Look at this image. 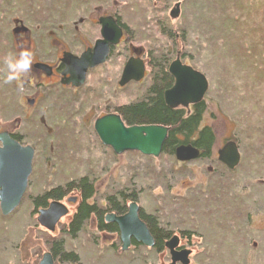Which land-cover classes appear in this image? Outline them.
Segmentation results:
<instances>
[{"label": "rangeland", "instance_id": "1", "mask_svg": "<svg viewBox=\"0 0 264 264\" xmlns=\"http://www.w3.org/2000/svg\"><path fill=\"white\" fill-rule=\"evenodd\" d=\"M104 14L119 15L133 40L89 76L103 80L91 82L96 93L88 99L79 94L75 104H42L30 120L29 106L16 90L20 80L5 83L4 60L18 53V32L24 34L26 27L50 60L66 48L71 53L85 48L77 39L92 41L91 21ZM163 23L171 35V29L181 34L175 52L161 30ZM139 54L152 61L147 70L153 75L159 74L161 62L168 71L178 54L208 80L201 124L212 127L216 138L206 159L196 146L200 155L185 163L166 152L158 157L137 151L117 155L97 140L94 121L87 119L90 112L100 113L97 104L104 99L112 106L136 101L151 84L148 78L146 84L119 87L125 60ZM102 86L109 94L100 91ZM86 101L93 103L91 108ZM41 107L47 110L40 112ZM68 114L75 119L66 121L64 130L72 135L62 136L58 124ZM0 129H17L22 143L34 147L23 199L8 214L0 210V264H39L50 243L59 239L64 240L63 252H74L78 264H171L165 243L174 236L176 250L191 251L188 264H264V0H0ZM230 140L241 155L231 170L217 156ZM81 176L90 177L97 188L102 184L99 190L107 188V193L133 194L145 220L152 218L165 231L164 247L137 243L123 251L120 238L100 231L93 219L80 232L68 234L75 206H68L69 215L54 232L41 226L36 219L40 203L33 204V197ZM97 200L101 204L103 198ZM55 262L73 263L63 255Z\"/></svg>", "mask_w": 264, "mask_h": 264}, {"label": "water", "instance_id": "2", "mask_svg": "<svg viewBox=\"0 0 264 264\" xmlns=\"http://www.w3.org/2000/svg\"><path fill=\"white\" fill-rule=\"evenodd\" d=\"M100 35L91 49L83 51L80 56L67 53L64 62L67 71L72 75L70 80L77 79V83L85 79L88 68L105 63L110 51L109 46L115 45L122 35V30L111 16L100 19ZM168 71L174 77V85L164 91L165 103L171 107L188 106L201 103L208 81L197 69L187 64H182L176 57L170 64ZM118 84L124 86L129 81H139L144 76V62L141 58L130 57L125 64ZM97 136L104 145L112 148L117 154L125 151H137L142 155L158 157L163 151V145L167 139L170 127L161 124H142L125 126L120 115L108 114L98 118L94 123ZM0 210L2 214H8L20 204L27 182L32 171L33 149L31 146H21L7 132H0ZM218 159L229 170L236 168L241 155L238 144L228 141L217 152ZM199 149L191 144H179L174 151L175 158L180 162L197 159ZM139 206L136 202L130 203L129 211L122 217H114V221L120 230L122 238L121 248L128 249L130 239L134 238L145 246L154 244L153 237L149 233L147 225L137 215ZM68 213V209L59 202H51L46 209H41L37 216L38 222L46 230L54 231V227L61 216ZM178 238L172 237L165 246L170 250L171 264H188L191 251L185 248L176 250ZM39 264H54L50 251L45 253ZM71 264H78L73 262Z\"/></svg>", "mask_w": 264, "mask_h": 264}, {"label": "flooded vegetation", "instance_id": "3", "mask_svg": "<svg viewBox=\"0 0 264 264\" xmlns=\"http://www.w3.org/2000/svg\"><path fill=\"white\" fill-rule=\"evenodd\" d=\"M173 13V12H172ZM171 13V15H172ZM107 16H111L112 18H114L117 22V25L120 27V29L122 30V35L119 38V41L115 44V45H111L109 46V55L106 59V61L110 58H113L116 56L117 53L121 52L122 47L127 43V42H131L132 39V34L129 31L130 29L127 28V25H125L122 21L119 15L117 14H104L102 16L97 17L95 20L91 21V28H94V31L96 33V35L94 36L93 40L94 43L96 42L97 39L101 38L100 35V28H101V24H100V19H103L104 17ZM163 29L166 32L165 37H167L169 39V43H172L173 46V51L175 52V44L179 43L181 41V36H179V34H174L171 35L170 32L167 30L166 26H163ZM24 31V34H21L20 32H18L16 39H17V47H18V52H20L23 49H29L32 52V59H33V63H32V70L31 72L25 76L24 78H22L20 80V83L18 86H16V90L20 89L22 91V96L20 97V99H22V104L24 105L25 103H27V105L29 106V119L32 120L33 118H37L36 111L35 110V114H33L34 109L40 105H44L46 103V107L47 104L49 102H52L53 100L57 101V104L62 103V101L64 102H72L75 104V102L78 100V95L80 94V96L85 97V99L89 96V94L92 93H96V88L95 85H91V82L98 80L102 81V79H91L89 78V76L91 77V75L95 72L96 69H98L100 66L104 65L106 63H103L101 65H96L93 68H88L85 72L86 76L85 79L80 82L77 83V79L74 78V81L70 80V78H72V75H70V73L67 71V65L65 64L63 58L64 55L67 53H71L67 50V48L65 50H61V52H57L58 54L56 55V57H51L50 60L45 59V57H43V54H45L42 50H41V46H38L40 44H37L34 41V37H32L33 34H31L29 31L27 33V29L26 27L22 28ZM166 29V30H165ZM168 31V32H167ZM92 30L90 31H86V33H91ZM92 34V33H91ZM164 34V33H163ZM74 35V34H73ZM181 35V34H180ZM131 38V39H130ZM15 39V41H16ZM77 41L80 42L81 46L85 48H81L78 50H75L71 53L72 55L74 54L75 56H80L82 53H84L83 51L87 50V49H91L94 46V43L92 45L88 44V46H86V42L91 43L92 41L88 38V36H85L83 40H81V38L77 39ZM75 41L77 44L78 42ZM74 43V42H73ZM132 47H129L128 49L131 50ZM116 53V54H114ZM59 54L61 56H59ZM178 55V54H177ZM179 57L180 56H177ZM130 57L133 58H141L142 61L144 62V76L139 80V81H129V83H137V84H146L145 81L149 79V81L151 82L150 86L146 87L143 92L142 95L140 96V98H138V100L136 101H130L129 103H125V102H120L119 104H116L114 106L111 105L110 101H107L106 99L101 100L100 103H98L97 105H99V109H100V113L97 116L95 115L94 111L93 113H91L90 111H88L89 115L91 116V118L88 116L87 119L89 120H93V126L92 129L96 134V131L94 129V123L98 118H101L103 116H106L108 114H117L120 115V117L122 118L125 126L130 127L131 125H142V124H153L152 123H145V122H141V123H128L126 120V116L124 114V110L132 105H139L141 103H146L148 102V100L153 99L154 97H156L157 92H153L155 91L154 89H152V86L154 85V81L156 80V75H153L152 72H150L152 70V66L150 65V62H152L151 60H145L143 54H139L137 55H130L128 56V58L125 60L126 62L125 64L128 62V59ZM175 57V58H176ZM181 63L183 64L182 60ZM148 65H150V71L147 70ZM123 66V68H124ZM170 66V65H169ZM154 67H156L154 65ZM122 68V70H123ZM169 68V67H168ZM168 70V69H167ZM122 72V71H121ZM150 72V73H149ZM169 77H170V81L171 83L166 86L163 87L161 90L162 93V103L165 104L169 110L174 111L175 109H186L187 112H191L192 108L196 107L197 104L200 103H196V104H189L188 106H179V107H171L168 106V104L165 103V99H164V91L167 89H170L171 87H173L174 85V80L172 78V75L170 73H168ZM122 75V74H121ZM121 78V76H120ZM119 78V80H120ZM118 80V81H119ZM87 83H90L89 85H86ZM126 84L125 86L129 85ZM93 84V83H92ZM107 85V84H106ZM105 86V85H104ZM104 86H102L100 91H103L104 93L109 94L108 90L104 91L103 88ZM124 86V87H125ZM119 87H123L122 85L119 84ZM99 91V92H100ZM88 99V98H87ZM88 103L87 106L90 105V108L92 106L93 103H91L90 101H86ZM102 103V104H101ZM202 103V102H201ZM40 112L45 111L46 108L41 107L40 108ZM47 110V109H46ZM78 108L74 109L73 115H75V113L78 112ZM33 116V118L31 119L30 117ZM69 116L67 117H60L61 121L63 122L61 125L60 123L58 124L60 130H62L60 133H62V136L65 135H72L71 133L67 132L65 129L66 127V121H71L75 118H68L70 117V114H68ZM94 119H93V118ZM50 122H55L56 120L54 119H50ZM154 124H158V123H154ZM163 125V124H161ZM165 125V124H164ZM169 126V125H166ZM49 127V126H48ZM171 128V126H169ZM15 130H9V129H0V132H7L9 134V137H11L13 140H15L17 143H19L21 146H27L26 144L22 143V137L19 135V133ZM48 134L52 136L55 134L54 131L52 132L51 129H47ZM64 133V134H63ZM97 135V134H96ZM98 137V136H97ZM100 141V143L102 145H104L101 140L98 139ZM233 141V140H232ZM225 143V142H224ZM2 146L1 142H0V147ZM31 146V145H28ZM105 147L109 148L112 150L111 147L104 145ZM32 147V146H31ZM33 148V152H34V147ZM114 152V151H113ZM114 154H116L114 152ZM34 158V157H33ZM32 163H33V159H32ZM222 163V162H221ZM223 164V163H222ZM224 165V164H223ZM225 166V165H224ZM33 173V164H32V171L30 173ZM29 176V177H30ZM29 180V178H28ZM85 180V181H84ZM84 181V183H83ZM73 184V185H71ZM28 185V182H27ZM91 187L90 193H86V186ZM49 186V185H46ZM102 187V184H100V187L97 188V185L95 184V181L92 180L90 177L88 176H81L78 178V180L76 181H68L66 184L61 185L59 184V186L56 187H50V188H46L40 195H38L37 197H33V204L37 205L38 203H40L38 209H37V213L39 215V211L41 209H46V207L49 206V204L51 202H59L61 203L64 207H66L68 209V213L65 214L64 216H68L69 215V207L68 206H75L72 214L69 217V223H67V231L68 234L70 232H80V230H82V226L90 221L91 219L94 220V224L95 227H97L100 231H105L107 233H115L118 238H120V242L121 244L123 243L122 238L120 237V230L119 227L117 226L116 222L114 221V217H122L124 214H126L129 211V207H130V203L135 202L136 199H133V194H125L123 193V195H121V193L116 192L115 194H111V193H107L108 189L106 188V191H103V189L99 190ZM98 191H100V195L98 194ZM71 192V194H73V196H67L68 193ZM97 195L101 196L98 197ZM129 195V197H127ZM97 198H103V200L101 201V204L98 203ZM129 199V201H128ZM137 202V201H136ZM89 207L91 208L90 211L88 212L87 215H85L84 217H86V219H84L83 221L79 219V215L80 214V210L83 209L82 207ZM137 215H139V218L143 221V223L145 225H147L148 229H149V233L150 235L153 237L154 240V247L153 248H158V236H161V245L160 248L164 247V243L167 240V235H165V231L161 230L159 227H156V225L153 223V226L150 227L149 223V219L147 217L146 218V214H143V211L141 210L140 206L137 210ZM63 218V216L60 217V219L58 220V222L56 223L54 229L57 227L58 223L61 221V219ZM37 219V217H36ZM40 224V223H39ZM54 232V231H53ZM158 235V236H157ZM61 240V239H59ZM59 240H54L53 242L50 243V251L52 254V259L54 264H56L55 259L56 257H61L63 255L62 252H60L59 254H56L53 251V243L58 242ZM64 241V240H63ZM164 242V243H163ZM137 243H139L137 240H135L134 238L130 239V245H136ZM71 262H76L75 261H69ZM61 264V263H60ZM69 264V263H68Z\"/></svg>", "mask_w": 264, "mask_h": 264}, {"label": "trees", "instance_id": "4", "mask_svg": "<svg viewBox=\"0 0 264 264\" xmlns=\"http://www.w3.org/2000/svg\"><path fill=\"white\" fill-rule=\"evenodd\" d=\"M162 25L167 27V25L164 23ZM162 31L164 35H166L165 31ZM69 32L72 33L74 31ZM182 36H184V34ZM163 54L164 56L162 58L165 60H169L167 59V54ZM164 65L165 64L162 62L160 65H158L157 69L159 71V74L156 76V80L154 81L155 83L152 86V89L155 90L153 92H157L156 97L151 100H148V102L146 103H141L139 105L134 104L126 108L124 110V114L126 116L125 118L130 124L141 122H153L171 126L170 131L167 135V139L165 140L164 145L162 147V153L166 152L168 154H174L177 145L191 144L198 147L202 152L201 157H205L204 159H206V157L209 155V152L211 151L212 145L216 138V134L214 133L212 127L202 126L201 124L205 111L204 103L197 104L196 107L192 108L191 112H187L186 109H175L174 111L169 110V108L162 103L161 90L163 87H166L171 83L170 77L168 76V71H166ZM90 190V185H87L86 193L89 194ZM82 208L83 209L80 210V214L78 215L79 219L83 221L84 219H86V217L84 216L88 214L91 208L85 206ZM149 221V225L150 227H152L153 219L149 218ZM157 239L158 244H160L162 241L161 236H158ZM63 248V240H59L58 242L53 243V251L56 254L62 252L63 257L66 258V260L75 261L76 254L74 252L64 253Z\"/></svg>", "mask_w": 264, "mask_h": 264}, {"label": "clouds", "instance_id": "5", "mask_svg": "<svg viewBox=\"0 0 264 264\" xmlns=\"http://www.w3.org/2000/svg\"><path fill=\"white\" fill-rule=\"evenodd\" d=\"M4 63L7 68L5 83L19 81L32 70V52L29 49H23L15 55L9 54L5 57Z\"/></svg>", "mask_w": 264, "mask_h": 264}, {"label": "bare ground", "instance_id": "6", "mask_svg": "<svg viewBox=\"0 0 264 264\" xmlns=\"http://www.w3.org/2000/svg\"><path fill=\"white\" fill-rule=\"evenodd\" d=\"M171 31L173 32V34H180V32H179V30H174V29H171ZM166 33V32H165ZM202 74V73H201ZM204 76V75H203ZM205 77V76H204ZM172 78H173V80H174V77H173V75H172ZM205 80H206V77H205ZM208 81V80H207ZM207 89H208V87H207ZM207 89H206V91H207ZM33 149V148H32ZM238 151H239V148H238ZM239 154H240V152H239ZM217 156H218V154H217ZM219 157V156H218ZM241 160V159H240ZM218 161H219V159H218ZM25 193V192H24ZM23 199V198H22ZM16 207H18V205L16 206ZM16 207H14L13 209H15Z\"/></svg>", "mask_w": 264, "mask_h": 264}]
</instances>
